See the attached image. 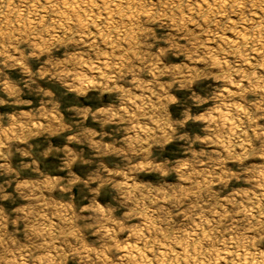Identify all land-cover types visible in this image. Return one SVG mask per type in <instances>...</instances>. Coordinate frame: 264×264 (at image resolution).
Returning a JSON list of instances; mask_svg holds the SVG:
<instances>
[{"label":"rangeland","instance_id":"374dc122","mask_svg":"<svg viewBox=\"0 0 264 264\" xmlns=\"http://www.w3.org/2000/svg\"><path fill=\"white\" fill-rule=\"evenodd\" d=\"M0 264H264V0H0Z\"/></svg>","mask_w":264,"mask_h":264}]
</instances>
